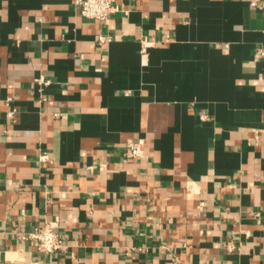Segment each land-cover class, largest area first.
<instances>
[{"label":"crops","instance_id":"crops-1","mask_svg":"<svg viewBox=\"0 0 264 264\" xmlns=\"http://www.w3.org/2000/svg\"><path fill=\"white\" fill-rule=\"evenodd\" d=\"M123 7L0 0V264H264V0Z\"/></svg>","mask_w":264,"mask_h":264},{"label":"built area","instance_id":"built-area-1","mask_svg":"<svg viewBox=\"0 0 264 264\" xmlns=\"http://www.w3.org/2000/svg\"><path fill=\"white\" fill-rule=\"evenodd\" d=\"M125 0H73L74 5L80 8L81 13L87 19L96 20L104 24H109L111 19L118 13H127L123 7ZM101 41L103 38L100 39ZM150 43L144 42L143 49ZM259 55H264V50H260ZM40 85H47L43 80ZM13 111L9 113L10 116ZM143 141L128 142L126 144L125 156L131 159H140L145 156ZM48 156H41L40 161H47ZM59 220L48 221L41 226L35 227L34 231L24 237L32 241L34 247L39 252L55 253L65 247V237L57 232Z\"/></svg>","mask_w":264,"mask_h":264}]
</instances>
